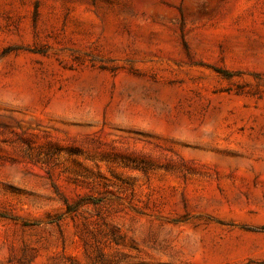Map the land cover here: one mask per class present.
<instances>
[{"label": "rangeland", "instance_id": "obj_1", "mask_svg": "<svg viewBox=\"0 0 264 264\" xmlns=\"http://www.w3.org/2000/svg\"><path fill=\"white\" fill-rule=\"evenodd\" d=\"M0 264H264V0H0Z\"/></svg>", "mask_w": 264, "mask_h": 264}, {"label": "trees", "instance_id": "obj_2", "mask_svg": "<svg viewBox=\"0 0 264 264\" xmlns=\"http://www.w3.org/2000/svg\"><path fill=\"white\" fill-rule=\"evenodd\" d=\"M218 73L221 74V75H222L223 77H225V78L229 77V76L227 75V73H225L224 71H218Z\"/></svg>", "mask_w": 264, "mask_h": 264}]
</instances>
